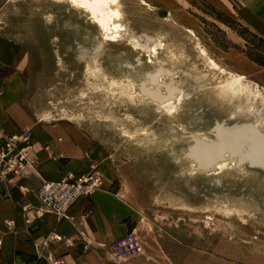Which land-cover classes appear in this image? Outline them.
Here are the masks:
<instances>
[{"label": "rangeland", "instance_id": "374dc122", "mask_svg": "<svg viewBox=\"0 0 264 264\" xmlns=\"http://www.w3.org/2000/svg\"><path fill=\"white\" fill-rule=\"evenodd\" d=\"M0 38L25 49L0 86L76 127L86 171L129 204L130 231L101 244L117 264H264V169L217 149L246 124L264 134V0H0Z\"/></svg>", "mask_w": 264, "mask_h": 264}, {"label": "crops", "instance_id": "0c3cea01", "mask_svg": "<svg viewBox=\"0 0 264 264\" xmlns=\"http://www.w3.org/2000/svg\"><path fill=\"white\" fill-rule=\"evenodd\" d=\"M24 50L15 43L8 45L0 38V68L11 66L14 71L20 70ZM10 51H16L18 55L12 56ZM14 87L10 83L0 86V147L6 134L29 127L32 141L38 148L39 162L35 173L14 180L12 189H17L13 194L0 199V264H54L56 260L61 264H117L101 244L112 243L127 234L131 229V214L129 204L117 197L111 189L114 185L108 179L91 198L76 202L69 211L71 220L46 213L40 218L35 216L33 226L26 225L20 204L38 202L34 191L44 179L58 180L68 171H86L89 154L86 143L78 138L76 127L65 121L38 122L22 105L21 93ZM46 146L51 150L48 151ZM9 219L16 221L12 229L6 226ZM76 228L89 240L77 239L73 247H66L63 240L51 239L56 234L70 237L76 233Z\"/></svg>", "mask_w": 264, "mask_h": 264}, {"label": "built area", "instance_id": "2783aa9c", "mask_svg": "<svg viewBox=\"0 0 264 264\" xmlns=\"http://www.w3.org/2000/svg\"><path fill=\"white\" fill-rule=\"evenodd\" d=\"M37 149L29 131L21 130L17 133L7 134L3 145L0 147V175L18 179L29 173H35L38 167ZM96 182H103V178L94 167L83 173L65 172L58 180L44 179L34 191L38 202L20 204L21 210L25 213L26 225L33 226L35 224L34 217L40 218L46 213H55L60 218L70 219L69 211L78 200L88 198L95 191L102 188V185L97 184L96 186ZM57 195H59V200L55 199ZM15 225L16 221L14 219H9L6 222L9 229H12ZM79 238L85 239V241L89 240V237L82 230H77V233L71 234L70 237H61L56 234L52 237V240H63L66 247H73ZM134 242H138L137 237L130 233V235L114 243V251H118V249L129 246ZM1 243L2 240L0 239ZM54 264H61V261L56 260Z\"/></svg>", "mask_w": 264, "mask_h": 264}, {"label": "water", "instance_id": "95a60500", "mask_svg": "<svg viewBox=\"0 0 264 264\" xmlns=\"http://www.w3.org/2000/svg\"><path fill=\"white\" fill-rule=\"evenodd\" d=\"M250 125L246 124L243 127L229 130L227 133H224L226 139H223L221 144L217 145V149L220 150L222 148L223 151L227 150V144H229L230 139L231 141L236 140L234 144L239 148L236 152H239L245 143H249L251 144V149L246 159L249 160L253 166L264 169V134L257 132L255 128Z\"/></svg>", "mask_w": 264, "mask_h": 264}, {"label": "bare ground", "instance_id": "6f19581e", "mask_svg": "<svg viewBox=\"0 0 264 264\" xmlns=\"http://www.w3.org/2000/svg\"><path fill=\"white\" fill-rule=\"evenodd\" d=\"M115 11V10H114ZM105 12H107L108 14H110L109 12H110V10H108V8H106L105 9ZM104 13V12H103ZM112 13V12H111ZM105 14V13H104ZM106 15V14H105ZM105 17V16H104ZM112 29V28H111ZM116 29L119 31V30H122V27L121 26H116ZM109 31H111V30H109ZM108 33V32H107ZM109 34H110V32H109ZM113 34V33H112ZM115 34V33H114ZM149 41H151L152 43H154L153 45H152V48H150V49H152V51H151V55L152 56H155V57H157V53H158V49L156 48V46L158 45V44H156L155 42H154V39H149ZM150 42V43H151ZM149 46H151L150 44H149ZM142 47H144V45H142ZM145 48V47H144ZM147 50H149V49H147ZM159 82V83H161L160 81L161 80H158V75H155L154 77H153V80H152V82ZM149 87H152V86H149ZM176 89V88H175ZM174 90V89H173ZM170 94H171V92H170ZM172 95H173V93H172ZM152 96V95H151ZM169 96V95H168ZM146 97L148 98L149 96L148 95H146ZM153 97V96H152ZM179 97H180V95H179ZM168 98V97H167ZM184 98V97H183ZM150 99V98H149ZM182 100V99H181ZM180 102V101H179ZM178 102V100H177V102H176V100H174V101H169V102H167L165 105H163V108H167V109H172L173 107H174V105H177L176 103H179ZM254 127V126H253ZM255 128V130L257 131V132H259L258 130L259 129H257L256 127H254ZM233 140V139H232ZM229 141H231V139L229 140ZM236 141V140H235ZM235 141H231V142H229V144H227V146H228V151H223V152H225L223 155H224V158L225 159H227V156H228V154H227V152H236L239 148H237L236 147V145L234 144L235 143ZM250 149H251V144H249V143H245V145L241 148V150L239 151L241 154L242 153H249V151H250ZM249 150V151H248ZM239 152H237V153H239ZM219 155V154H218ZM219 157H221V155L219 156ZM97 184H99V186H101L102 185V182H100V183H98V182H96L95 183V185L97 186ZM101 189V188H100ZM23 213H24V211H23Z\"/></svg>", "mask_w": 264, "mask_h": 264}]
</instances>
